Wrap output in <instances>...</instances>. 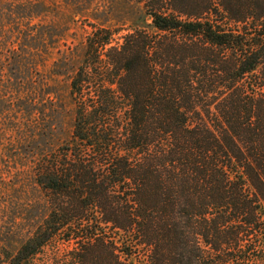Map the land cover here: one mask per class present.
<instances>
[{
	"label": "trees",
	"instance_id": "16d2710c",
	"mask_svg": "<svg viewBox=\"0 0 264 264\" xmlns=\"http://www.w3.org/2000/svg\"><path fill=\"white\" fill-rule=\"evenodd\" d=\"M136 3L93 25L0 264H264V0Z\"/></svg>",
	"mask_w": 264,
	"mask_h": 264
},
{
	"label": "rangeland",
	"instance_id": "374dc122",
	"mask_svg": "<svg viewBox=\"0 0 264 264\" xmlns=\"http://www.w3.org/2000/svg\"><path fill=\"white\" fill-rule=\"evenodd\" d=\"M138 8L136 0H0V246L17 251L42 208L36 152L47 128L56 143L72 132L70 81L93 25L126 30Z\"/></svg>",
	"mask_w": 264,
	"mask_h": 264
}]
</instances>
